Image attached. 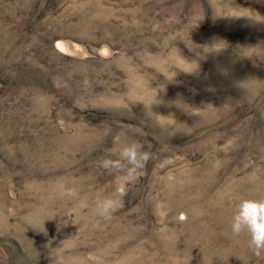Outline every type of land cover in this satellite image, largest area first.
I'll use <instances>...</instances> for the list:
<instances>
[{
	"label": "rangeland",
	"instance_id": "1",
	"mask_svg": "<svg viewBox=\"0 0 264 264\" xmlns=\"http://www.w3.org/2000/svg\"><path fill=\"white\" fill-rule=\"evenodd\" d=\"M118 134L149 158L104 221ZM245 196H264V0H0V264H264L229 230Z\"/></svg>",
	"mask_w": 264,
	"mask_h": 264
},
{
	"label": "clouds",
	"instance_id": "2",
	"mask_svg": "<svg viewBox=\"0 0 264 264\" xmlns=\"http://www.w3.org/2000/svg\"><path fill=\"white\" fill-rule=\"evenodd\" d=\"M186 62L189 61L186 60ZM116 141L115 157L102 159L99 161V167L120 174L121 179L111 193H96L91 208L92 214L104 221L110 220L112 215L122 207L128 186L134 183L139 169L149 158V153L144 151L138 142L121 141L119 134ZM59 195L78 199L79 189L75 186L62 187ZM229 230L235 237L241 234L246 235L248 247L257 255L264 254V196L237 198L231 207Z\"/></svg>",
	"mask_w": 264,
	"mask_h": 264
}]
</instances>
